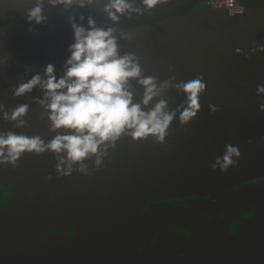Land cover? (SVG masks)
<instances>
[{"label":"water","instance_id":"95a60500","mask_svg":"<svg viewBox=\"0 0 264 264\" xmlns=\"http://www.w3.org/2000/svg\"><path fill=\"white\" fill-rule=\"evenodd\" d=\"M240 1L243 13L231 16L210 0H170L151 14L121 17L116 26L132 34L118 40L121 55L134 51L143 75L159 81L202 76L201 111L185 126L177 114L164 144L124 134L99 161L72 165L71 175L57 173L51 151L25 153L15 168L0 165V264H264V97L256 94L264 52L252 53L264 45V0ZM33 6L34 0H0V103L30 104L26 127L12 128L0 113V131L47 141L72 130H49L32 99L42 95L38 88L20 97L11 88L49 63L62 75L74 42L70 14L77 22L91 14L100 27L113 22L105 24L102 4H46L47 22L29 31L25 12ZM131 83L134 102H141L143 86ZM161 98L170 109L186 99L169 88L145 110ZM210 104L220 110L211 112ZM229 143L240 148L239 165L213 170Z\"/></svg>","mask_w":264,"mask_h":264},{"label":"clouds","instance_id":"9594fccd","mask_svg":"<svg viewBox=\"0 0 264 264\" xmlns=\"http://www.w3.org/2000/svg\"><path fill=\"white\" fill-rule=\"evenodd\" d=\"M170 0H34V6L26 10V19L30 25L29 31H38L36 25L45 24V5L62 6V10L87 8L102 4L98 8L106 14V21L113 22L112 26H97L93 15L85 17L70 14L67 21L74 33V42L68 47L69 55L61 68L59 77L55 65L49 63L43 72L32 75L26 82H21L11 88L14 96L20 97L39 89L42 95L32 99L42 108L41 119L50 122L49 130H72L71 134H56L45 141L40 135L28 136L14 131H0V165L18 166L20 158L25 153L36 155L51 151L58 161L57 173L60 176L71 175L72 165L83 162L90 157H99L109 146L124 134L133 140H144L152 137L157 143L164 144L168 129L179 114L181 126L190 124L201 111L200 97L206 90L202 76L188 81L175 82L173 75L159 81L158 77L143 75L144 69L140 57L134 51L120 53L118 40H131L132 34L118 28L121 17L131 18L152 10ZM220 6L229 10V15L242 14L243 7L236 6V0H221ZM87 19V26L82 22ZM119 33V36L117 35ZM237 53L243 50L237 48ZM264 52V45H257L252 53ZM246 56L247 54L244 53ZM10 59L8 55L3 61ZM174 66H169L172 71ZM31 72L28 69L26 75ZM132 80L143 86L141 102H134ZM174 88L186 99L175 109H170L167 98L158 99L148 110L147 106L154 98L161 97L162 92ZM258 97H264V84L256 88ZM30 109L29 103L8 108L0 103V113L6 122L12 123V128L27 126L24 117ZM211 112L220 109L214 104L209 105ZM260 110L264 111V100ZM242 153L238 145L226 144L222 155L215 157L211 164L213 170L227 172L230 167L239 165ZM67 165V167H65ZM85 175L89 170L83 166L78 169ZM51 179V177H49Z\"/></svg>","mask_w":264,"mask_h":264},{"label":"built area","instance_id":"2783aa9c","mask_svg":"<svg viewBox=\"0 0 264 264\" xmlns=\"http://www.w3.org/2000/svg\"><path fill=\"white\" fill-rule=\"evenodd\" d=\"M210 3L213 6L222 7V6H220L221 0H210ZM236 6L244 8V5H243V3L240 0H236ZM223 8H226V7H223Z\"/></svg>","mask_w":264,"mask_h":264}]
</instances>
